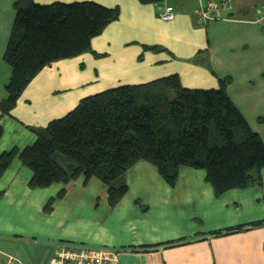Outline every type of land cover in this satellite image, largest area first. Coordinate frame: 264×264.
I'll return each instance as SVG.
<instances>
[{"label": "crops", "instance_id": "obj_1", "mask_svg": "<svg viewBox=\"0 0 264 264\" xmlns=\"http://www.w3.org/2000/svg\"><path fill=\"white\" fill-rule=\"evenodd\" d=\"M15 1L0 0V102L7 97L11 77L4 53ZM33 1H94L120 12L92 39L97 55L87 52L44 67L10 114L0 111V155L17 150L0 177V264L6 255H26V264H44L49 244L56 241L120 248L117 264H264V167L262 184L216 196L204 169L180 167L171 186L154 165L139 160L125 174L126 194L111 207L107 186L95 177L30 188L33 172L19 159L37 138L30 127L63 117L87 96L171 75L189 89L218 88L219 78L230 76L229 97L264 141V25L255 21L264 0H232L231 13L207 26L196 19L200 0H163V5ZM165 5L174 8L171 20L160 17ZM50 199L52 209L46 212ZM239 226L244 228L227 231Z\"/></svg>", "mask_w": 264, "mask_h": 264}, {"label": "trees", "instance_id": "obj_2", "mask_svg": "<svg viewBox=\"0 0 264 264\" xmlns=\"http://www.w3.org/2000/svg\"><path fill=\"white\" fill-rule=\"evenodd\" d=\"M14 8L16 16L4 53L11 77L7 97L0 102L3 115L10 114L44 67L94 53L92 39L117 20L120 12L118 7L94 1L42 5L16 0ZM144 48L164 50L158 45ZM230 82L231 77L225 76L219 78L218 88L189 89L177 75H171L81 99L63 117L44 127H30L37 138L19 154L22 164L33 172L29 187L95 177L107 186L108 203L114 207L127 192V170L139 160L154 165L171 186L180 167L204 169L216 196L262 184L264 141L229 97ZM2 134L0 125V137ZM16 155V149L0 155V177ZM63 195L64 190L58 196ZM52 203L53 199L47 202L46 212L51 211Z\"/></svg>", "mask_w": 264, "mask_h": 264}, {"label": "built area", "instance_id": "obj_3", "mask_svg": "<svg viewBox=\"0 0 264 264\" xmlns=\"http://www.w3.org/2000/svg\"><path fill=\"white\" fill-rule=\"evenodd\" d=\"M232 0H200L195 15L202 26L222 19L233 10ZM256 23L264 25V4L256 8ZM160 17L164 20L174 18V8L165 5ZM50 252L44 264H117L121 249L112 246H93L75 241H56L49 244ZM4 264H23L13 255H6Z\"/></svg>", "mask_w": 264, "mask_h": 264}, {"label": "rangeland", "instance_id": "obj_4", "mask_svg": "<svg viewBox=\"0 0 264 264\" xmlns=\"http://www.w3.org/2000/svg\"><path fill=\"white\" fill-rule=\"evenodd\" d=\"M0 248H3V247H0ZM0 250H3V249H0ZM9 254H10V253H9ZM1 256H2V255L0 254V260H1ZM13 256H14V255H13ZM16 256H17V255H16ZM17 257H19V258L22 260L23 264H26V262H27V261L25 260V259L27 258L26 255H23V258H22V256H20V255H18Z\"/></svg>", "mask_w": 264, "mask_h": 264}, {"label": "water", "instance_id": "obj_5", "mask_svg": "<svg viewBox=\"0 0 264 264\" xmlns=\"http://www.w3.org/2000/svg\"><path fill=\"white\" fill-rule=\"evenodd\" d=\"M158 4H161V5H163L164 3H163V2H159Z\"/></svg>", "mask_w": 264, "mask_h": 264}]
</instances>
